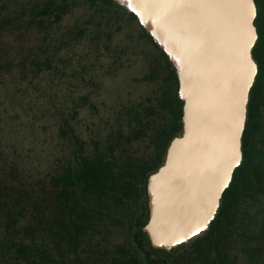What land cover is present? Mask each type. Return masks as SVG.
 I'll return each instance as SVG.
<instances>
[{
    "label": "trees",
    "instance_id": "trees-1",
    "mask_svg": "<svg viewBox=\"0 0 264 264\" xmlns=\"http://www.w3.org/2000/svg\"><path fill=\"white\" fill-rule=\"evenodd\" d=\"M12 1L0 0V264H173L182 258L184 264H238L240 254L232 253L237 247L246 264H264V0H257L259 73L251 89L243 162L208 231L171 250L153 247L143 230L150 216L149 177L164 163L171 140L183 132L184 101L167 52L141 25L168 68L162 118L149 136L148 152L135 154L134 142L146 137L154 106H123L108 132L101 124L87 140L77 134L74 116L50 114L41 82L46 72L68 61L62 47L85 33L72 30L68 38L53 39L47 28L78 0L22 6ZM87 1L138 20L115 0ZM35 28L41 34L36 44L29 35ZM49 115L57 121L60 148L44 168L46 149L25 140L31 131H47Z\"/></svg>",
    "mask_w": 264,
    "mask_h": 264
},
{
    "label": "water",
    "instance_id": "water-1",
    "mask_svg": "<svg viewBox=\"0 0 264 264\" xmlns=\"http://www.w3.org/2000/svg\"><path fill=\"white\" fill-rule=\"evenodd\" d=\"M167 52L184 101L183 132L148 180L155 248L204 234L244 159L251 89L259 73L256 0H115Z\"/></svg>",
    "mask_w": 264,
    "mask_h": 264
},
{
    "label": "rangeland",
    "instance_id": "rangeland-1",
    "mask_svg": "<svg viewBox=\"0 0 264 264\" xmlns=\"http://www.w3.org/2000/svg\"><path fill=\"white\" fill-rule=\"evenodd\" d=\"M45 1L13 0L12 3L22 6ZM51 23L47 28L53 39L68 38L73 35L72 30L77 33L85 29V33L77 34V38L60 50L68 61L61 63L59 70H49L41 79L47 88L44 102L50 114L63 112L65 116H74L72 122L77 134L89 140L101 124L104 127L102 132H108L115 123L116 112L123 106H135L141 110L154 106L156 113L145 130L146 137L134 142L138 149L135 154H146L150 146L149 136L163 113L162 97L168 74L163 52L144 34L139 20L119 9L108 12L102 6H92L87 0H78L60 22ZM29 35L34 44L41 36L37 28ZM85 95L88 98L83 100ZM108 120L109 125L105 127ZM47 123L46 132L31 131L25 140L28 146L46 149L43 156H48L44 168L52 164L54 153L60 148L57 146L55 117L49 115ZM238 249L241 248L232 250L233 254H240L237 263H248V258ZM185 259L173 264H184Z\"/></svg>",
    "mask_w": 264,
    "mask_h": 264
},
{
    "label": "snow or ice",
    "instance_id": "snow-or-ice-1",
    "mask_svg": "<svg viewBox=\"0 0 264 264\" xmlns=\"http://www.w3.org/2000/svg\"><path fill=\"white\" fill-rule=\"evenodd\" d=\"M249 3H251V0H249Z\"/></svg>",
    "mask_w": 264,
    "mask_h": 264
},
{
    "label": "flooded vegetation",
    "instance_id": "flooded-vegetation-1",
    "mask_svg": "<svg viewBox=\"0 0 264 264\" xmlns=\"http://www.w3.org/2000/svg\"><path fill=\"white\" fill-rule=\"evenodd\" d=\"M257 1V0H256ZM257 5H258V3H257Z\"/></svg>",
    "mask_w": 264,
    "mask_h": 264
}]
</instances>
